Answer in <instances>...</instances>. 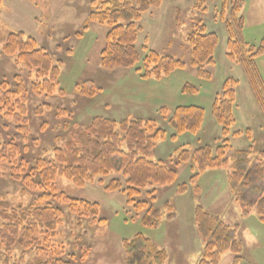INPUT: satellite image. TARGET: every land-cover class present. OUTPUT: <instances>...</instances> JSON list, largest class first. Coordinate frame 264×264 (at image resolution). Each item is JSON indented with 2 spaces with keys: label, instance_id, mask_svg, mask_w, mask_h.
Returning a JSON list of instances; mask_svg holds the SVG:
<instances>
[{
  "label": "rangeland",
  "instance_id": "374dc122",
  "mask_svg": "<svg viewBox=\"0 0 264 264\" xmlns=\"http://www.w3.org/2000/svg\"><path fill=\"white\" fill-rule=\"evenodd\" d=\"M91 1L0 0V84L7 82L14 90L17 87L14 77L22 78L28 91L26 118L30 128L28 136L18 134L15 121L3 117L4 112H0V143L20 135V147H26L22 155L31 163L37 158L52 161L55 149L64 147L73 133L87 126L95 117L117 121L127 118L152 119L168 135L167 140L156 147L152 160L176 168L179 178L175 186L158 191L154 206L167 215L154 229L141 224V217L133 207H128L122 192L105 191L113 179H119L124 184L122 175L98 178L84 188H77L67 179L58 178L55 185L59 191L72 199L99 204L100 218L106 220L105 225L99 226L91 225L89 221L83 225L69 226L71 231L67 235L72 232L74 238L71 241L79 243V250L82 249H77V256L83 258L77 264H126L122 242L132 240L139 233L167 252L166 264L198 263L205 244L195 223L194 210L197 206L223 217L224 222L232 227L239 225L238 238L243 244L244 264H264L258 256L264 253V223L259 221L255 208H248L251 211L248 218L240 217V207L229 188V171H208L191 183L190 179L196 174V170L191 169L193 164L176 166L177 150L193 151L207 145L216 148L220 144L222 127L212 117L211 110L215 97L223 92L227 79L239 82L235 88L236 103L233 107L236 125L231 133H239L240 137H229V154L237 150H249L255 154L264 146V119L248 80L242 68L227 58L229 33L225 23L219 19L221 0H164L160 7L150 9L137 23L141 28L136 44L140 62L134 68L113 71L104 70L100 65V54L110 27L91 24L88 31H84ZM244 2L241 16L247 23L245 42L259 46L264 38V0ZM57 15L61 21L52 24L53 17ZM70 18L72 20L68 21ZM202 26L208 33H216L220 40L215 53L216 65L207 68L212 75L211 80L198 77L191 66V52L187 43L189 35ZM14 32H23L32 37L56 62H61L56 93L40 96L31 93V83L36 79L34 70L16 64L14 57L1 53L6 38ZM151 51L183 61L186 67L160 81L143 79V60ZM257 63L264 79V56ZM86 81L93 82L97 91L93 98L80 95L76 89L77 85ZM186 85L196 88L197 93H183ZM0 97H3L1 87ZM180 106H198L205 109L206 114L200 133L183 135L174 141L170 138L176 135V131L169 126L168 120H164L166 116H160V111L166 108L171 113ZM249 130L250 137L246 135ZM7 168L5 164H0V196L14 206L33 205L37 194L9 178ZM99 180H103V186L98 183ZM183 184H188L189 189L179 194L178 190ZM152 190L149 188V191ZM167 202L173 206L175 216L172 220L167 219L171 214L164 208ZM50 203L55 205L53 200ZM56 207L64 211L67 224L73 215L64 204H57ZM233 258L232 253H226L222 256L221 264H232Z\"/></svg>",
  "mask_w": 264,
  "mask_h": 264
},
{
  "label": "trees",
  "instance_id": "16d2710c",
  "mask_svg": "<svg viewBox=\"0 0 264 264\" xmlns=\"http://www.w3.org/2000/svg\"><path fill=\"white\" fill-rule=\"evenodd\" d=\"M164 0H92L84 31L91 24L108 25L106 43L100 54V65L104 70L134 68L141 59L136 44L141 28L137 23L143 14L152 8H158ZM203 2V1H202ZM244 0H221L219 19L225 23L229 33L227 58L240 66L246 76L255 97L259 111L264 119V79L261 75L258 59L264 56V38L259 46L245 42L246 21L241 13ZM187 43L191 52V66L199 78L211 80L208 67L216 65L215 53L220 44L216 33H208L205 27L192 32ZM6 57H14L16 64L34 70L35 80L30 92L40 96L56 93L61 75V62L44 48L39 47L32 37L23 32L10 33L2 47ZM145 61L143 79L160 81L186 65L171 56H162L148 52ZM32 75V74H31ZM16 88L10 89L7 82L0 84L3 97H0V112L3 117L12 118L17 124L18 134L28 136L30 128L27 115V95L20 76L14 77ZM238 81L227 79L223 92L215 97L211 114L222 127L219 145H209L196 150H177V165L193 164L196 174L191 183L208 171L226 169L231 195L238 203L243 218H248L255 208L257 217L264 223V146L255 154L249 150L230 152V138L240 137L232 134L236 125L234 105ZM80 93L88 98L96 96L93 82L86 81L76 86ZM62 93V90L59 91ZM183 93H197V89L186 85ZM42 112V110H41ZM206 111L198 106H180L173 112L162 108L160 116H166L168 124L176 131L171 140L176 141L183 135L200 133ZM170 115H172L170 117ZM250 130L246 135L250 137ZM20 135L0 143V164H5L7 174L19 182L24 189L37 194L35 203L29 207L14 206L0 196V264H77L83 261L77 254L78 244L71 241L74 234L70 225H105L100 218V205L84 200H76L57 189L55 182L65 178L77 188L93 184L98 178L122 175L125 180L113 179L106 186L108 193L122 192L128 207H133L141 218V224L150 229L158 228L163 210L155 207L159 189L177 184L179 174L174 167H168L162 161H153L156 147L167 140V131L152 119L130 118L117 121L95 117L81 130L72 134L64 147L55 149L54 159L47 161L37 158L32 163L22 153L19 144ZM104 185L103 180H99ZM124 186L126 188H124ZM152 188V191H149ZM188 184L180 186L178 193L188 191ZM53 200L55 205L50 203ZM57 204H64L73 218L66 224L64 211ZM170 211L167 219L175 216L173 206L167 202L164 208ZM195 223L205 244L203 256L197 264H221L226 253L234 255L232 264H244L243 244L238 238L239 226L225 223L221 217L210 214L202 207L194 210ZM126 253V264H166L167 252L160 250L139 233L132 240L122 242ZM70 249L72 251H70ZM77 249L79 251H77ZM83 256V255H82ZM79 261V263H80Z\"/></svg>",
  "mask_w": 264,
  "mask_h": 264
},
{
  "label": "crops",
  "instance_id": "0c3cea01",
  "mask_svg": "<svg viewBox=\"0 0 264 264\" xmlns=\"http://www.w3.org/2000/svg\"><path fill=\"white\" fill-rule=\"evenodd\" d=\"M87 17H88V15H87ZM69 20H72L71 18L70 19H68V21ZM60 22L61 21V19H58V15L56 16V17H53V19H52V24H53V22ZM245 21H246V19H245ZM63 23V22H62ZM246 25H247V23H246ZM59 26V25H58ZM205 175V174H204ZM228 177V176H227ZM201 179V178H200ZM210 214H212V215H214L213 213H210ZM215 216H219V215H215ZM251 216V215H250ZM220 217V216H219ZM240 217H242V216H240ZM222 218V220L224 221V219H223V217H221ZM239 226V225H238ZM239 230H240V226H239V229H238V232H239ZM259 258H260V260H261V262H264V253L263 252H261V253H259ZM195 264H197V263H195Z\"/></svg>",
  "mask_w": 264,
  "mask_h": 264
}]
</instances>
